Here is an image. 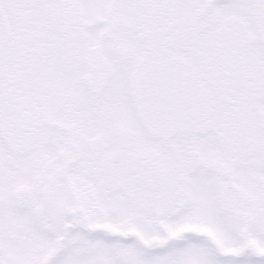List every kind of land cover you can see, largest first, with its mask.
<instances>
[{
	"label": "snow or ice",
	"instance_id": "obj_1",
	"mask_svg": "<svg viewBox=\"0 0 264 264\" xmlns=\"http://www.w3.org/2000/svg\"><path fill=\"white\" fill-rule=\"evenodd\" d=\"M0 264H264V0H0Z\"/></svg>",
	"mask_w": 264,
	"mask_h": 264
}]
</instances>
